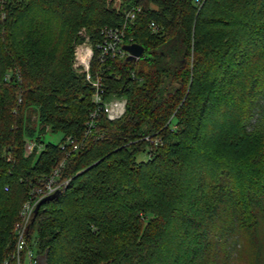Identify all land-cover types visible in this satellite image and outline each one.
Masks as SVG:
<instances>
[{"label":"trees","instance_id":"1","mask_svg":"<svg viewBox=\"0 0 264 264\" xmlns=\"http://www.w3.org/2000/svg\"><path fill=\"white\" fill-rule=\"evenodd\" d=\"M119 1L0 0V264H15L20 205L55 168L65 183L26 233L37 264H242L247 250L260 264L264 0ZM135 7L124 42L142 54L90 63L123 113L88 126L73 47Z\"/></svg>","mask_w":264,"mask_h":264},{"label":"built area","instance_id":"2","mask_svg":"<svg viewBox=\"0 0 264 264\" xmlns=\"http://www.w3.org/2000/svg\"><path fill=\"white\" fill-rule=\"evenodd\" d=\"M191 1L194 5H199L201 2V0ZM138 10L139 8L135 7L127 11L124 16V22L119 26L102 27L99 30L98 41L94 44L91 43L88 36L83 35V40L73 48L71 67L76 73L82 74L84 80L93 88L91 101L94 109L89 113L88 126L92 124L98 110H101L108 120L116 119L123 113L124 98L111 97L106 100L102 99L101 76H92L90 63L92 58L96 60L98 65H101L109 59H121L126 56V52L122 49L123 44H127L124 42V28L126 22L131 21L134 13ZM149 27L156 30V25L153 23H149ZM33 145V141L27 140L24 145L25 153H28ZM60 146L62 148V144ZM74 148L75 145L72 146V149ZM57 174L58 168H55L41 185L30 187L26 199L20 205L18 211L19 221L13 228L15 242L11 258H13L15 264H20L19 257L21 252H24L23 264H37L36 258L33 257V250L26 243L27 228L38 200L54 191H59L63 187L65 181H57ZM2 264H8V261L4 260Z\"/></svg>","mask_w":264,"mask_h":264},{"label":"rangeland","instance_id":"3","mask_svg":"<svg viewBox=\"0 0 264 264\" xmlns=\"http://www.w3.org/2000/svg\"><path fill=\"white\" fill-rule=\"evenodd\" d=\"M119 0H111V5H112V7H114V8H119ZM80 33H81V35H84V33H83V30H81L80 31ZM84 36H86V35H84ZM77 45V44H76ZM76 45H74V47L76 46ZM73 47V48H74ZM72 54H73V51H72ZM29 111H28V116H29V120H30V123H31V125H35L36 124V121H35V119H36V114L33 112V111H31L30 109H28ZM59 138H60V133H50V132H48V131H46L43 135H42V141H43V143H45V142H47V141H49V142H57L58 140H59ZM142 158H144V156L143 155H137V159H142ZM261 258H262V260H261V262H260V264H264V252H263V254H262V256H261ZM253 259V257H252V251L250 250V252L247 250V252H245L244 254H243V257H242V264H247V263H249V261L250 260H252ZM39 262H41L40 260H39Z\"/></svg>","mask_w":264,"mask_h":264},{"label":"water","instance_id":"4","mask_svg":"<svg viewBox=\"0 0 264 264\" xmlns=\"http://www.w3.org/2000/svg\"><path fill=\"white\" fill-rule=\"evenodd\" d=\"M122 49L126 52L125 60L127 61L136 60L143 52L142 47L136 43L123 44ZM57 193L58 191H54L53 193L40 198L33 209V214L42 202L53 199Z\"/></svg>","mask_w":264,"mask_h":264}]
</instances>
